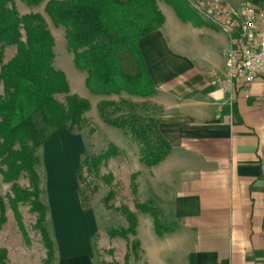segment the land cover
Returning <instances> with one entry per match:
<instances>
[{"label": "crops", "instance_id": "0c3cea01", "mask_svg": "<svg viewBox=\"0 0 264 264\" xmlns=\"http://www.w3.org/2000/svg\"><path fill=\"white\" fill-rule=\"evenodd\" d=\"M166 11L162 27L139 45L171 146L150 174L170 188L177 224L159 235L154 221L141 220V264H264V81L228 87L227 36L202 30L211 39L204 44L191 20L169 21ZM68 257L60 264H94L90 255Z\"/></svg>", "mask_w": 264, "mask_h": 264}, {"label": "trees", "instance_id": "16d2710c", "mask_svg": "<svg viewBox=\"0 0 264 264\" xmlns=\"http://www.w3.org/2000/svg\"><path fill=\"white\" fill-rule=\"evenodd\" d=\"M16 1L0 0V82L3 84L0 164L5 167L1 174L8 183L18 180L22 173L29 175V188L13 184L10 205L24 231L18 204H31V209L38 214L36 227L48 248L46 264H52L56 252L46 227L49 206L41 199L37 150L65 126H80L91 104L72 93L66 74L54 67L55 39L45 17L41 13L20 15ZM21 1L32 5L44 0ZM164 1L174 5L180 13L179 0ZM248 1L264 7V0ZM45 12L55 26L66 28L74 63L87 71L86 86L92 93L109 96L125 92L143 98L155 93L139 41L159 30L165 22L157 0H48ZM8 46H15L16 54L3 63ZM60 94L65 95V102L56 98ZM138 107L128 100H104L98 104V111L106 123L142 144L141 159L152 167L168 155L171 146L159 129L158 117L138 114ZM115 156L117 150L112 147L107 152L86 157L84 163L89 172L99 175L101 165ZM106 179L110 182L113 176L109 174ZM140 208L149 211L151 207L143 204ZM5 210V203L0 199V225L6 219ZM123 211L130 226L112 231L113 237L135 232V214L128 208ZM154 225L159 235L175 227L156 218ZM6 256V251H0V263L5 262Z\"/></svg>", "mask_w": 264, "mask_h": 264}, {"label": "rangeland", "instance_id": "374dc122", "mask_svg": "<svg viewBox=\"0 0 264 264\" xmlns=\"http://www.w3.org/2000/svg\"><path fill=\"white\" fill-rule=\"evenodd\" d=\"M47 1L30 5L17 0L16 6L20 15L41 13L45 17L55 39L54 67L66 74L73 93L87 99L91 104L80 126H65L37 150L40 162L36 170L41 199L49 206L46 227L54 240L56 252L52 264H60V256H69L71 261L73 254L90 255L94 264H141L144 253L138 241L137 228L140 227L141 220L147 226V221H154L155 218L162 223L169 222L176 226L177 221L169 212L172 193L166 185L158 184L152 179L151 167L141 159L142 144L106 123L100 116L98 104L104 100H128L139 105L138 114L153 117L158 115L160 109L149 97L132 96L125 92L109 96L92 93L86 86L87 71L77 68L74 63V53L68 46L66 28L62 25L55 26L45 12ZM179 1L181 10L177 13L174 5L157 0L160 10H167L169 21L171 17H179L182 21L191 20L197 28L194 35L200 42L205 44L211 41L202 30L212 29L219 32L220 29L193 8L192 3L198 0ZM229 1L238 3L241 0ZM185 40L190 42L191 38L186 36ZM15 54L16 47L8 46L2 62H8ZM56 98L65 102V95H56ZM112 147L116 148L117 156L101 165L99 175L89 172L84 163L85 158L107 152ZM2 169L5 167L0 164V199L6 206V219L0 225V251H6L7 256L5 262L0 264H46L48 248L44 244L40 229L36 227L38 214L31 209L29 202L18 204L25 229L23 231L9 201L14 196L13 184L29 188L31 179L28 174L22 173L18 180L5 182ZM109 174L113 176L110 182L106 179ZM167 188L169 192L166 195L164 189ZM143 204L152 209L144 211L140 208ZM124 208H128L136 216L135 232L113 237L112 231L130 226ZM88 250L89 254H86Z\"/></svg>", "mask_w": 264, "mask_h": 264}, {"label": "built area", "instance_id": "2783aa9c", "mask_svg": "<svg viewBox=\"0 0 264 264\" xmlns=\"http://www.w3.org/2000/svg\"><path fill=\"white\" fill-rule=\"evenodd\" d=\"M192 6L228 38L223 50L225 84L247 90L257 80L264 81V7L248 0H198Z\"/></svg>", "mask_w": 264, "mask_h": 264}, {"label": "bare ground", "instance_id": "6f19581e", "mask_svg": "<svg viewBox=\"0 0 264 264\" xmlns=\"http://www.w3.org/2000/svg\"><path fill=\"white\" fill-rule=\"evenodd\" d=\"M70 154V153H69ZM53 156V155H52ZM70 156V155H69ZM53 158V157H52ZM69 159H71L70 157H69ZM52 161H54L53 159H52ZM71 163H72V161H70ZM53 163V162H52ZM55 163V162H54ZM53 165H55V164H53ZM56 166V165H55ZM63 167V166H62ZM63 169H64V167H63ZM62 169V170H63ZM64 171V170H63ZM64 173V172H63Z\"/></svg>", "mask_w": 264, "mask_h": 264}]
</instances>
